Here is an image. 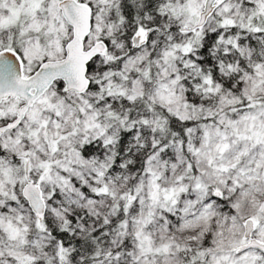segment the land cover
<instances>
[{"label": "rangeland", "instance_id": "1", "mask_svg": "<svg viewBox=\"0 0 264 264\" xmlns=\"http://www.w3.org/2000/svg\"><path fill=\"white\" fill-rule=\"evenodd\" d=\"M57 1L0 0V45L21 16L26 62L38 64L44 54L62 57L71 29ZM100 1L90 16L85 48L113 29L125 28L110 26ZM202 1L158 2L162 13H157L156 25L168 33L152 31L130 51L127 32L111 38L107 53L122 56L119 67L111 71L97 57L87 72L103 91L101 97L66 92L68 99L62 100L63 84L54 81L17 125L0 134V264H43L45 258L55 264L56 244L33 230L37 220L22 195L25 173L40 187L43 219L58 224L71 212L80 214L82 219L71 227L72 240L106 225L105 237L84 247L77 241L65 264H78L93 252L92 264H187L183 255L205 252L206 264H264L260 250L238 251L250 238L264 242V34L243 32L235 43L241 18L264 14V0H223L194 29ZM226 23L235 28L218 27ZM194 30H213L203 40V54L186 46ZM133 34L146 40L143 30ZM152 49L159 66L155 84L140 75ZM22 70L26 76L23 61ZM139 93L195 120L187 137L162 152L160 139L147 127L152 116L129 112L137 107ZM20 104L10 98L0 102V125L14 120ZM121 125L131 128L121 148L129 154L116 162ZM85 136L102 140V147L80 155L77 148ZM188 162L193 163L192 175L187 174ZM215 192L224 200L222 209ZM248 219L252 228L245 237ZM184 233L195 234L197 241L182 245Z\"/></svg>", "mask_w": 264, "mask_h": 264}, {"label": "trees", "instance_id": "2", "mask_svg": "<svg viewBox=\"0 0 264 264\" xmlns=\"http://www.w3.org/2000/svg\"><path fill=\"white\" fill-rule=\"evenodd\" d=\"M87 3L91 7V13L94 12L95 8L97 7L98 0H78ZM164 0H102L101 7L102 12L104 15L107 16L110 26L122 24L125 28L121 30H114L110 35L99 37L103 39L107 43V48L109 47V41L111 38H115L117 35L123 36V32H127L126 37V45L127 51L132 49L130 37L135 30H143L145 31L146 40L149 37V34L152 31H157L159 35L168 33V30L162 27H158L156 25V16L157 13H162L159 11L158 2H163ZM251 6V10H256V6L252 3H249ZM24 19L17 18L13 23H11V35L8 38L7 42L0 45L1 47H9L15 50L19 56L21 57L22 61L24 62V67L26 73H30L35 66L37 65L36 62L27 63L24 57H22V46L24 45V41L27 38V34L21 30L22 22ZM241 23V25H240ZM219 28H224L226 30H232L235 28V25H230L228 23L224 25H218ZM254 28V30H253ZM238 35L235 40V43L238 42L240 39V35L243 32L248 33H263L264 34V14L252 12L251 16L246 18H241L239 21V27L237 29ZM191 36L187 38L186 46L190 48L192 51L197 52L198 54H203L206 49V45L203 43V40L209 39V36H212L213 30L204 33L201 31H190ZM186 34V33H185ZM149 39V38H148ZM229 47L234 48L232 44H228ZM106 52L99 56L98 59L103 61L112 71L111 67L118 68L119 67V60L122 56L111 55L109 56ZM208 58V57H207ZM204 58L207 62L208 59ZM46 54H44L39 61L46 60ZM93 60L90 61L87 65V70L89 71L92 67ZM26 65V66H25ZM159 66L155 63V56H154V49H152L148 55L144 59V65L142 70L140 71V75L143 80L155 84L157 82V70ZM210 70L215 75V70L210 67ZM89 86L86 92H91L94 94L95 97H101L102 93L98 91L95 87V81L93 77H89ZM57 83H60L59 81ZM100 93V94H99ZM61 99L67 101L68 97L66 96V92L62 87L61 91ZM73 96L79 97V94L72 93ZM81 95V94H80ZM82 95H85L82 93ZM139 100L137 107H132L129 109L130 113L140 110L143 115H150L153 118L152 122L147 123V127H149L150 132L152 133L153 137L159 138L158 146L161 148V151L164 152L168 147L174 145L177 139L184 140L190 129L193 127L195 120L186 118V117H179L174 114L172 111L167 109L166 107L155 103L154 101L145 97L143 93H139ZM77 109V116L80 115L79 109ZM78 118V117H77ZM142 122V121H141ZM142 125L145 123L142 122ZM129 127H124L121 125L120 131L118 132L117 142L115 145L116 149V162L118 161L119 155L126 156L129 154L128 151H122V142L126 138V136L130 133ZM102 140L97 138H91L89 136H85L83 142L78 146L77 150L80 155L88 152L90 153L91 150H96V148L101 145L102 147ZM184 144L182 147L184 148ZM156 149V148H155ZM0 152H2L0 150ZM184 152V151H183ZM66 154V153H65ZM61 157L60 154H58ZM6 157V156H5ZM14 156H7V159H12ZM141 165V164H140ZM193 163L188 162V171L187 174H193ZM213 196V195H212ZM216 205H219V208L222 209L224 205V200L222 197L218 196L216 199ZM82 217L79 213L71 212L67 219H63L60 223L55 224L46 219H41V221H36L34 226V231L44 232L47 237L49 238L50 242H53L57 246V252H54V259L55 264H65V258L71 255L73 251V245L76 244L78 241L82 246H86L87 243L94 242L99 240L101 237H105V233L103 232V228H106L105 224H102L98 227H93L89 230H86L85 235L81 238H76L74 240L71 239L73 235V230H71L72 224L74 222H78L81 220ZM221 236L220 232H217V236ZM182 245L189 246L191 242L197 241L195 234H187L184 233L183 237L179 240ZM217 243H221V240ZM206 253H203L200 257L198 254H194L190 258H187L186 255H183V258L186 260L187 264H206ZM112 253L108 252L105 256L109 257ZM97 255L93 252L91 255L85 256L82 260L78 262V264H92L94 263L95 258ZM43 264H49L47 259Z\"/></svg>", "mask_w": 264, "mask_h": 264}, {"label": "water", "instance_id": "3", "mask_svg": "<svg viewBox=\"0 0 264 264\" xmlns=\"http://www.w3.org/2000/svg\"><path fill=\"white\" fill-rule=\"evenodd\" d=\"M223 0H203L200 11L197 13L193 28H200L213 10ZM56 6L61 17L71 29V35L65 42L63 56L57 59L40 61L35 68L23 76L22 59L19 54L9 47L0 48V102L6 98L19 99L14 120L0 125V134L6 129H12L18 124L26 109L54 82L60 81L65 92L75 94L84 93L89 86L87 65L90 61L102 56L107 44L103 39H97L85 48L83 41L90 30L91 7L78 0H58ZM131 47L144 43L138 34L130 37ZM26 172V169H25ZM22 195L38 221H41L45 211V202L40 187L30 180L25 173V183L22 186ZM213 196H218L215 192ZM264 210V202L260 211ZM252 228L250 219L244 223V236L248 237ZM249 247L264 253V242L250 238L249 242L240 246L238 251Z\"/></svg>", "mask_w": 264, "mask_h": 264}]
</instances>
